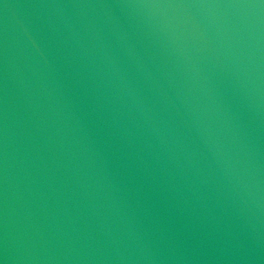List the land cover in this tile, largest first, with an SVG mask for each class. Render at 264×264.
<instances>
[{
	"label": "water",
	"instance_id": "95a60500",
	"mask_svg": "<svg viewBox=\"0 0 264 264\" xmlns=\"http://www.w3.org/2000/svg\"><path fill=\"white\" fill-rule=\"evenodd\" d=\"M0 264H264V0H0Z\"/></svg>",
	"mask_w": 264,
	"mask_h": 264
}]
</instances>
